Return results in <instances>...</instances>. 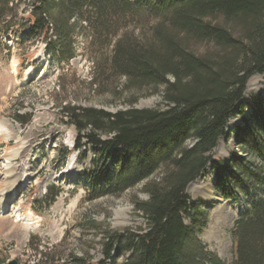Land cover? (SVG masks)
Masks as SVG:
<instances>
[{"label": "trees", "instance_id": "1", "mask_svg": "<svg viewBox=\"0 0 264 264\" xmlns=\"http://www.w3.org/2000/svg\"><path fill=\"white\" fill-rule=\"evenodd\" d=\"M17 1L0 0L1 32L43 38L62 59L73 54L70 35L81 27L92 46L112 48L108 59L95 61L92 86L122 78L136 94L162 89L163 110L136 109L137 98L115 114L63 108L78 132L73 151L86 158L89 146L95 153L86 182L90 198L119 196L140 184L149 196L134 202L145 227L106 232L100 264H224L197 239L196 228L204 224L196 221L199 204L188 188L211 166L216 188L234 198L248 176L242 161V174L233 175L213 153L231 119L245 115L249 79L264 74V0H36L25 25L16 21ZM149 18L151 36L127 32ZM51 32L59 41L49 39ZM14 119L23 128L30 123L18 114ZM249 138L258 149L256 135ZM70 154L64 150L63 162ZM250 178L260 182L262 198L237 223L233 264H264V175ZM60 191L47 195V206ZM71 263L90 264L75 256Z\"/></svg>", "mask_w": 264, "mask_h": 264}, {"label": "rangeland", "instance_id": "2", "mask_svg": "<svg viewBox=\"0 0 264 264\" xmlns=\"http://www.w3.org/2000/svg\"><path fill=\"white\" fill-rule=\"evenodd\" d=\"M35 3L17 1L18 24H27ZM152 22L151 18L145 23L134 22L127 32L135 30L137 35L143 32L151 36ZM13 30H0V125L8 123V135L0 136V195L8 187L3 176L7 165L19 176L20 191L7 204V213L0 214V264L13 260L19 264H72V256L100 264L105 261L102 244L106 232L145 227L134 202L137 198L146 201L149 196L140 184L119 196L90 198L86 182L87 175L94 172L95 153L89 146L85 148L86 158L73 151L78 132L63 108L115 114L131 108L130 103L137 98L136 109L163 110L162 89L136 94L122 78H112L100 89L92 86L95 61L108 59L112 48L106 43L92 46L81 27L69 36L73 54L62 59L43 38L30 40ZM17 37L23 39L22 44L17 43ZM49 39L59 41L54 32ZM243 104L244 117L231 119L227 137L213 153L215 161L227 165L233 175L242 174L237 168L239 161L248 170L241 181L244 184L236 185V197L226 198L219 192L218 175L211 166L188 188L192 202L199 204L196 221L204 224L196 228L197 239L224 264H233L236 259L237 223L262 198L258 195L260 182L250 176L264 175V74L249 79ZM16 114L30 118V123L21 127L14 119ZM251 132L256 135L258 149L249 141ZM65 149L71 154L63 162ZM209 187L214 193L211 198L204 192ZM57 190L61 194L47 206L45 198ZM16 209L21 213L18 220L12 217ZM186 224L195 227L192 220Z\"/></svg>", "mask_w": 264, "mask_h": 264}, {"label": "bare ground", "instance_id": "3", "mask_svg": "<svg viewBox=\"0 0 264 264\" xmlns=\"http://www.w3.org/2000/svg\"><path fill=\"white\" fill-rule=\"evenodd\" d=\"M7 124H8L7 121L1 122V125H0V136L4 135V134L8 135V132H7V129H6V127H8ZM16 154H18V153L16 152ZM5 171H6V173L3 176H5L7 178L6 179V181H7L6 184H8V187L5 190H3L1 192V195H0V197H1V200H0V214L7 213V211H8L7 210V204L13 200V198H14L13 196L15 195V193L20 191V189H18V188H20L19 187L20 179H19V176L17 175V173H15V171L12 170V168L9 167V165H7L5 167ZM204 192L206 194L205 196L206 197H210V198L214 194L211 187L205 188ZM20 214H21L20 211L16 209L15 212H13L12 217L15 220H17L18 217L20 216ZM231 216H232V214H231Z\"/></svg>", "mask_w": 264, "mask_h": 264}, {"label": "water", "instance_id": "4", "mask_svg": "<svg viewBox=\"0 0 264 264\" xmlns=\"http://www.w3.org/2000/svg\"><path fill=\"white\" fill-rule=\"evenodd\" d=\"M8 264H19V262L16 260H13V261L9 262Z\"/></svg>", "mask_w": 264, "mask_h": 264}]
</instances>
